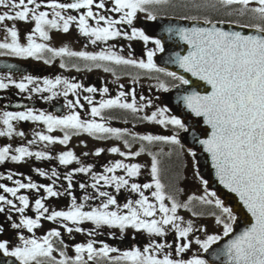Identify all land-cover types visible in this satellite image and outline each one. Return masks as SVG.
<instances>
[{
	"label": "snow or ice",
	"instance_id": "obj_1",
	"mask_svg": "<svg viewBox=\"0 0 264 264\" xmlns=\"http://www.w3.org/2000/svg\"><path fill=\"white\" fill-rule=\"evenodd\" d=\"M107 0H71V2H61V0H0V57H20L34 58L42 60L46 64L52 63L55 57H77L84 61L91 62L95 67H104V62H112L117 65H137L142 69L155 70L165 73L174 80L179 81L176 87L190 85L191 81L184 75H179L174 71H167L158 68L153 62V57L157 52H164L165 45L159 38H154L145 31L132 27L131 32L122 31L120 25H133L134 19L140 12H146L147 19L155 20L148 6L167 3V0H111L112 13H118L119 19L110 15H105L94 8L103 10L106 8ZM218 3L225 6L239 5L236 11L243 15L251 12L261 21V23L244 25V27L254 28L255 34H245L241 31H229L218 27L217 23L206 20L209 27H169L166 31L178 37L189 46L186 55L175 53L170 60L178 65L185 73L198 78L211 87V91L200 93L199 91L187 92L180 96V100L187 109L197 117H203L204 123L210 126L211 132L205 139L199 142L204 146L205 151L211 154L216 175L225 188L235 193L247 212L251 215V223L240 233H234V225L237 223V215L232 207L226 206L225 202L217 196L215 191H206L203 196H190L189 201L198 200L204 205H213L219 210V214L212 213L215 222L222 228L221 234H208L204 226L196 227L194 221L185 219L178 214V209L189 208V203H180L169 194L165 185L159 178V167L156 156L152 153L151 176L149 183L139 184L130 182V179L141 174L144 165L139 163H125L116 160L103 166L102 172L93 171V165H84L80 157L69 148L60 152L56 157H52L47 150L32 151L31 146L39 142H44L45 146L51 144L68 145L73 136L81 133L98 140H108L116 138L123 140L124 147L129 151H122L120 147L113 146L107 149L108 152L119 154V156L138 157L146 149L142 146L139 151H131V143L125 136L133 139L146 141L149 143L162 141L172 144H180L179 134L165 135H142L129 132L128 129L111 127L102 116L105 109L121 108L130 110L132 113L142 112L153 101L147 99L146 103L137 102L133 93L120 91L114 98L102 99L94 103L91 96H84L90 108V118L82 119L76 108H84L79 99L78 90L83 89L87 93L98 91L96 87L85 88L82 84L73 82L62 76L54 79L44 77L42 83L35 76H24L20 81L12 78L11 75H0V89H8L14 85L21 93L27 92L31 98L33 93H49L42 95L43 100H52L57 96L66 99L67 114L58 116L51 112L39 111L28 107L23 111H2L0 112V137L24 136L23 131H17L14 121H34L42 122L46 129L35 131L33 139L27 145L12 148L11 145L0 147V165L5 161L21 162L26 158L35 157L36 160L59 161L60 165L69 166L73 162L80 164L63 175V179L68 182L64 191H58L54 185L60 173L56 168L45 171L35 168L34 171L41 177H48L51 183L38 184L32 181L21 182L20 179L14 181L15 186L9 187L0 183V214L10 210L20 213L18 223H12L14 229H27L33 233L35 229L41 227V219L59 223L68 233L84 232L81 227L85 222H90L94 228L88 232L89 236H94L98 229L102 227L119 229L124 233L128 229L135 232H144L152 237H165L174 230V246L167 243L158 242L152 239L143 249L133 246L129 250L123 251L116 256L110 253L119 252L118 249L102 243L97 248L96 241L88 240L86 243L75 245V256H69L66 251H60L61 259L57 260L53 256V238L61 237L58 228H52L42 237H26L23 233H18L20 244L15 247L10 245L8 240H0V253L6 257H14L19 264H43L44 260H51L53 264H90L99 257L108 258L112 264H210L200 252L193 254L190 258H184V254L191 251L193 245H198L199 250L208 253L212 246L223 238L232 236L231 239L219 249L215 254L216 259L226 258V264H264V0H218ZM255 5V6H251ZM251 6V7H250ZM42 7L51 11L41 10ZM80 11L79 16L69 14V10ZM95 21L93 26L89 20ZM196 20L197 17H191ZM34 22V27L28 32L26 37L21 36L17 23L8 22ZM103 22V23H101ZM219 23H225L223 21ZM75 24L79 32L90 39L91 44L108 42L117 37H125L129 41L139 39L144 44L153 43L155 48H149L146 52L147 62L135 60L118 55L112 46L102 48L100 51H73L67 45L63 47H52L49 31L59 29L68 33L70 26ZM50 54V58L49 55ZM9 68L13 67L8 65ZM61 68L66 67L62 61ZM76 67V65H73ZM105 71H110L104 67ZM31 86V87H30ZM159 87L165 91L167 85L161 81ZM123 88V85H121ZM108 93L109 89L104 87L100 90ZM77 97L75 100L68 99L69 94ZM131 96V102L128 96ZM141 101L145 97H140ZM167 107H158L150 115H144V121L155 122L165 128L173 126L179 130L188 131L184 121L176 115H170ZM100 119L97 120L96 118ZM59 129L63 135L55 136L51 133ZM83 143V141H81ZM105 149L97 148L95 155L99 156ZM85 156L88 153L84 154ZM117 170H123V175H117ZM75 173L90 175L92 183L90 185L80 183L81 189L88 187L95 190L94 195H84V203H79L72 195L71 189L74 187L73 180ZM0 175V179H4ZM9 181L13 180V174L6 176ZM207 184V181H204ZM101 186H113L117 192L121 189H129L137 193L138 199H128L122 205L118 203L115 195L109 191L101 190ZM151 191V198L145 194L144 190ZM22 189L36 190L37 193L43 190L46 196L36 198L34 201L35 218L25 214L29 209V195L19 194ZM5 194H10L14 199ZM71 196V203L66 210H50L45 201L49 197ZM99 200L100 203L94 207L88 206V201ZM166 201L170 202L166 203ZM193 216L198 215L192 212ZM11 220V216L7 217ZM69 222L72 226H69ZM5 231L0 224V232ZM204 233V238L196 236L195 233ZM193 236L195 237L193 239ZM171 249V250H169Z\"/></svg>",
	"mask_w": 264,
	"mask_h": 264
},
{
	"label": "flooded vegetation",
	"instance_id": "obj_2",
	"mask_svg": "<svg viewBox=\"0 0 264 264\" xmlns=\"http://www.w3.org/2000/svg\"><path fill=\"white\" fill-rule=\"evenodd\" d=\"M61 2H71V0H61ZM98 2V0H97ZM111 0H107L106 8L103 10L94 8V11H100L105 15H110L115 19H119L118 13H112L109 9L112 7ZM255 6V5H251ZM250 6V7H251ZM239 5L225 6L218 3V0H167V3L159 5H149V11L156 16L155 20L162 19H182L193 21L191 17H197L196 20L206 21L211 20L212 22H225L232 23L235 25H250L261 23V21L251 12H246L245 14H239L236 9ZM41 10L51 11L48 8L42 7ZM86 11V10H80ZM80 11L75 9L69 10V14L76 15L80 14ZM146 12H140L133 21V25H120L122 31L131 32L132 27L139 28L145 31L146 34L159 38L161 40H167L165 37L154 36L151 33L154 31H162L160 23L154 22L149 24L148 22L155 21L147 19ZM89 22L95 26V21L89 20ZM17 23L18 31L20 32L22 38L26 37L28 32L34 27V22H8ZM103 23V22H101ZM147 23V24H146ZM50 41L48 43L52 47H63L67 45L73 51H100L102 48L107 46H112L113 50L117 52L118 55H122L125 58L135 59L137 61L144 60L147 62L146 52L149 48H155L153 43L144 44L143 41L139 39H134L129 41L125 37H117L109 40L108 42H99L98 44H91L88 37L83 36L79 30L76 28L75 24L70 26L69 32L64 33L59 29H51L49 31ZM3 33L0 32V37ZM163 52H157L153 57V62L158 68H164L167 71H171L165 67L166 60L162 59L164 56ZM49 58H50V54ZM66 64V67L61 68V62ZM8 65L13 67L9 68ZM76 65V67H73ZM104 67H108L111 70L105 71ZM104 67H95L91 62L84 61L77 57H55L52 58L51 64H46L44 61L35 60L34 58H20V57H0V75L9 76L11 75L13 79L20 81L24 76L32 75L40 79L41 83L44 77L54 79L56 76H62L73 82L82 84L85 88L96 87L98 89L95 93H87L83 89L78 90L79 99L84 105V108H76L79 111L82 119L90 118V108L87 101L83 99L84 96H91L94 103H98L102 99L114 98L120 91L126 93H133L136 96L137 102L146 103L147 99L153 101L152 105L147 106L142 112L132 113L130 110L121 108L105 109L102 112V116L106 118V122L111 127H117L121 129H128L129 132L136 133L138 136L142 135H165L170 136L178 133L180 144L166 143L162 141H155L152 143L146 141H140L139 139H133L130 136H125L124 139H128L132 145L131 151H139L143 146L146 150L141 153L138 157H128L124 158L119 156V154L110 153L107 151L110 147L118 146L122 151H129V149L124 147L123 140H117L116 138H111L108 140H98L87 133H81L79 135L73 136L68 145H62L59 143L51 144L45 146L44 142H39L36 145H32V151L47 150L50 152L52 157H56L60 152L67 151L71 148L77 156L80 157V161L84 165H93V171L102 172L103 166L114 162L116 160H124L125 163H139L144 165L141 169V174L137 177L130 179V182H135L139 184L149 183L152 180L151 176V162L152 153L156 156L158 160L159 167V178L161 182L165 185V189L169 194H172L178 202L189 203V208L178 209V214L181 215L185 221L191 219L194 221L196 227L204 226L207 229L208 234H221L222 228L215 222V217L212 213L219 214V210L213 205H204L198 200L189 201L190 196H203L206 191L211 192L212 190L206 187L204 179L198 174V169L196 167L194 159V150L189 148L187 144L183 141V130H179L173 126L165 128L162 125L156 124L155 122L144 121L142 117L144 115H150L158 107H167L169 109L170 115H176V112L170 108V106L164 101V96L170 91L176 88L179 81L174 80L172 77L167 76L165 73L157 72L155 70L142 69L137 65H125V64H115L112 62H104ZM163 81L168 90L165 91L159 87V83ZM123 85V88H121ZM31 87V86H30ZM104 87L109 89L108 93H102L100 90ZM42 95H49V93H33L31 98L27 92L21 93L14 85H10L8 89H0V112L2 111H23L28 107H31L37 112H51L54 115L62 116L67 114L68 109L66 105V99L63 96H57L52 100L41 99ZM145 97L144 101L140 100V97ZM77 97L69 94L68 99L75 100ZM129 102H131V96L128 97ZM97 120L100 118L97 117ZM14 126L17 131H23L24 136L12 137H0V147L11 145L14 149L21 145H27V142L33 139V134L35 131H44L46 129L42 122L34 121H14ZM3 126L0 125V128ZM47 134V133H46ZM52 135L62 137L63 133L56 129ZM83 141V143H81ZM97 148L105 149L99 156L95 155ZM88 153L87 156L84 154ZM80 164L73 162L72 165L64 166L60 165L59 161L55 158L51 160H36L35 157L26 158L21 162H13L11 160L5 161L4 164L0 165V175L5 178L0 179V183H4L6 186L14 187V181L20 179L21 182L27 183L28 178L31 177L32 181L38 184H49L51 180L48 177H41L37 172L34 171L35 168H41L45 171H51L52 168L61 174L59 178H53L57 180L56 189L58 191H64L67 187L68 182L63 179V175L73 168L79 167ZM11 173L13 174V180L9 181L6 176ZM117 175H123V170H117ZM80 183H85L90 185L92 183L90 175L84 173H75L73 184L74 187L71 189L72 195L77 198L79 203H84L83 197L87 193L88 195H94L95 190L88 187L86 189H81L79 187ZM101 190L109 191L115 195L118 199V203L121 205L127 202L128 199H138L137 193L131 192L129 189H121L119 192L113 186H101ZM155 188L144 190L145 194L151 198V191ZM0 194L2 190H0ZM19 194L29 195L30 208L25 210V214L35 218L34 201L36 198L46 196L43 190L39 193L36 190L22 189ZM9 198L14 199V202L19 206V202L15 201L10 194H5ZM46 206L50 210H66L71 203V196L65 194L60 197H49L45 201ZM89 207H94L100 203L99 200L88 201ZM166 203L170 202L166 201ZM195 211L198 215L193 216L192 212ZM11 216V220L7 217ZM20 213H15L10 210H6L5 213L0 214V224L4 227L5 231L0 232V240L10 241L12 247L20 244L18 239V233H23L26 237L35 236L37 238L42 237L47 234L52 228H58L61 231V237L53 238L54 248L56 251L53 252V256L57 260L61 259L60 251H66L69 256H75V245L78 243H86L88 240L96 241L95 246L97 248L102 246V243H106L109 246L116 248L119 252L110 253V256H116L123 251L129 250L133 246L143 249V247L148 244L152 239H156L158 242L167 243L174 246L175 233L174 230L170 231L165 237H152L144 232H135L132 229L126 230L121 233L119 229L102 227L97 230L94 236H89L88 232L94 228V225L90 222H85L81 227L85 229L84 232H72L68 233L59 223L54 221H47L43 218L41 219V227L35 229L33 233H29L27 229H14L11 227L12 223H18L20 218ZM69 226H72L69 222ZM196 236H200L201 239L204 238V233L197 232ZM195 237L193 236V239ZM171 250V249H169ZM200 252L205 259L206 253L199 250L198 245H193L191 251L184 254V258H190L193 254ZM0 264H19L14 257H6L3 253H0ZM43 264H53L51 260H44ZM90 264H112V262L106 257H99L97 260L90 262Z\"/></svg>",
	"mask_w": 264,
	"mask_h": 264
},
{
	"label": "water",
	"instance_id": "obj_3",
	"mask_svg": "<svg viewBox=\"0 0 264 264\" xmlns=\"http://www.w3.org/2000/svg\"><path fill=\"white\" fill-rule=\"evenodd\" d=\"M193 25L199 27H209V24H205L201 21H165L161 23L162 27L165 28H178V27H192ZM218 27L224 28L229 31H241L245 34L253 33L255 34L254 28L239 27L227 23H217ZM162 38L167 40H162L165 45V67L168 69L177 72L179 75H184L191 81L190 85L181 86L173 89L164 96V101L174 110L182 121L185 122L188 131H185V135L182 138L187 146L195 151L194 157L196 158V163L199 168V174L206 179V186L210 189H213L217 196L222 199L226 205L232 207L234 213L237 215V223L234 225V233H240L245 227L251 223V215L247 212V209L243 206V203L240 201L239 197L229 191L224 187L219 181L218 176L216 175V169L213 165L211 159V154L205 151L204 146L200 144L201 139L207 138L211 132L210 126L204 123L203 117H197L189 109L186 108L184 103L180 100V96L184 95L187 92L199 91L200 93H205L211 91V87L205 82L200 81L198 78L191 76L190 73H185L183 69H180L178 65L171 63L170 60L174 57L175 53H180L181 55H186L189 51V46L178 37L168 34L162 35ZM161 37V35H160ZM232 236L223 238L221 241L217 242L216 245L212 246L206 257L208 258L211 264H226V258L220 257L216 259L215 254L219 249H222L223 246L231 239Z\"/></svg>",
	"mask_w": 264,
	"mask_h": 264
}]
</instances>
